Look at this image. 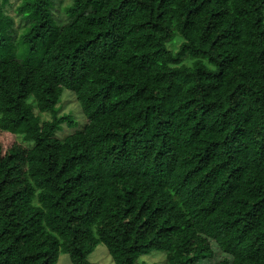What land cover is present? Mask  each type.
I'll return each instance as SVG.
<instances>
[{
  "label": "trees",
  "instance_id": "1",
  "mask_svg": "<svg viewBox=\"0 0 264 264\" xmlns=\"http://www.w3.org/2000/svg\"><path fill=\"white\" fill-rule=\"evenodd\" d=\"M10 1L0 264H264V0Z\"/></svg>",
  "mask_w": 264,
  "mask_h": 264
},
{
  "label": "rangeland",
  "instance_id": "2",
  "mask_svg": "<svg viewBox=\"0 0 264 264\" xmlns=\"http://www.w3.org/2000/svg\"><path fill=\"white\" fill-rule=\"evenodd\" d=\"M62 1L65 2L66 0H62ZM17 2L18 1H16V0L10 1V5H9L10 7L7 6V8H6L7 14L13 15V9H14V6L16 5ZM68 94H69L68 92H65L62 96V103L65 102L63 107H62V111H64V112H67L70 109H74V107L77 106V103L75 101L74 102L72 100H70L68 102L66 101L67 96H69ZM77 108H78V106H77ZM70 114L72 115L75 123L79 127V125L81 124L79 111L74 112V113L70 112ZM65 128L61 127V129L55 133V136L57 138H60L65 133L68 134L69 132H72L73 130L77 129V127L71 128L69 130L66 128L68 130V132H67V130ZM7 148H8V142L6 140H4L3 138H0V153H4V151ZM213 250H214V256L212 259H209V260H206L203 262H199L197 264H215L217 261H219V259L221 258V254L218 252V250H217V248H215V246H213ZM164 259H165V255L162 253H158V252H150L149 254L145 255L142 258V260H144L148 264H165ZM88 261L91 264H113L111 259H110V256L106 252L105 247L102 245H98L94 249V251L88 256ZM58 264H70V263H69L67 257L62 255L59 258Z\"/></svg>",
  "mask_w": 264,
  "mask_h": 264
}]
</instances>
